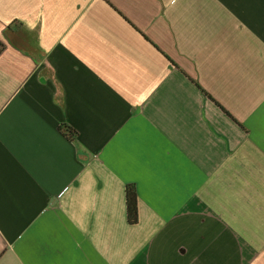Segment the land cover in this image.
I'll return each instance as SVG.
<instances>
[{"label":"crops","instance_id":"obj_1","mask_svg":"<svg viewBox=\"0 0 264 264\" xmlns=\"http://www.w3.org/2000/svg\"><path fill=\"white\" fill-rule=\"evenodd\" d=\"M0 45V264H264V0H0Z\"/></svg>","mask_w":264,"mask_h":264},{"label":"trees","instance_id":"obj_2","mask_svg":"<svg viewBox=\"0 0 264 264\" xmlns=\"http://www.w3.org/2000/svg\"><path fill=\"white\" fill-rule=\"evenodd\" d=\"M0 51H1V45H0ZM217 104L220 106L222 110H224L231 117V115L224 109V107H222L219 103ZM59 129L64 133V135L69 140H74L79 134L77 130H75L73 127L67 124L60 125ZM126 214H127V222L130 225H136L138 223L139 221L138 195H137L136 187L131 184L126 186Z\"/></svg>","mask_w":264,"mask_h":264}]
</instances>
